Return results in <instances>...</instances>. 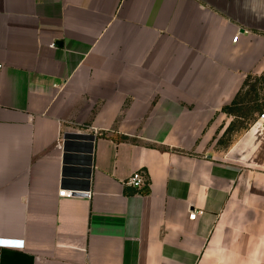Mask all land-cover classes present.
<instances>
[{
  "label": "crops",
  "instance_id": "1",
  "mask_svg": "<svg viewBox=\"0 0 264 264\" xmlns=\"http://www.w3.org/2000/svg\"><path fill=\"white\" fill-rule=\"evenodd\" d=\"M0 65V240L24 242L0 264H264V110L223 142L264 30L203 0H0Z\"/></svg>",
  "mask_w": 264,
  "mask_h": 264
},
{
  "label": "water",
  "instance_id": "2",
  "mask_svg": "<svg viewBox=\"0 0 264 264\" xmlns=\"http://www.w3.org/2000/svg\"><path fill=\"white\" fill-rule=\"evenodd\" d=\"M211 6L223 11L245 27L264 30V20L258 18L245 5V0H203ZM244 31V30H243Z\"/></svg>",
  "mask_w": 264,
  "mask_h": 264
},
{
  "label": "rangeland",
  "instance_id": "3",
  "mask_svg": "<svg viewBox=\"0 0 264 264\" xmlns=\"http://www.w3.org/2000/svg\"><path fill=\"white\" fill-rule=\"evenodd\" d=\"M253 89H257V92L259 96L261 97L259 104L262 107V111H263L264 110V84L257 77H254L251 80H249V84L246 86V88L242 92V99H246L245 103L242 106L243 108H245L244 110H246V108L252 107L254 105L253 103L249 102V100H253L255 98ZM253 115L254 113H252L251 116ZM246 127H248V120L235 119L232 132L223 138V142L228 143L230 139H232L237 133H239L238 131L241 128H246Z\"/></svg>",
  "mask_w": 264,
  "mask_h": 264
},
{
  "label": "built area",
  "instance_id": "4",
  "mask_svg": "<svg viewBox=\"0 0 264 264\" xmlns=\"http://www.w3.org/2000/svg\"><path fill=\"white\" fill-rule=\"evenodd\" d=\"M238 37L234 39L237 42ZM2 69V65H0V70ZM259 120L264 121V114L259 117ZM127 185L132 186L134 188H143L144 186L148 185L145 182L143 175L140 172H136L133 174L126 182ZM85 192L76 190V189H63L59 192L60 197H74L76 195L84 194ZM85 195H89L86 193ZM197 213L194 212L191 215V219L195 220L197 217ZM0 248H11V249H24V242L23 241H16V240H0Z\"/></svg>",
  "mask_w": 264,
  "mask_h": 264
},
{
  "label": "trees",
  "instance_id": "5",
  "mask_svg": "<svg viewBox=\"0 0 264 264\" xmlns=\"http://www.w3.org/2000/svg\"><path fill=\"white\" fill-rule=\"evenodd\" d=\"M251 78H249L250 80ZM260 81L264 84V75L261 76ZM248 80V82H249ZM248 82L246 83V86L248 84ZM253 92L255 94V98L253 100H249V102L253 103L254 105L252 107L246 108V110H244L245 108H243V104L245 103L246 99H242L241 94L238 95V97L232 102L231 105L226 106L223 110L224 112L228 113V114H232L237 116L238 118L242 119V120H252L254 118H249L250 114L253 113H261L262 112V107L259 104L260 101V96L257 92V89H253ZM245 129V128H243ZM231 131V127L229 128L228 132Z\"/></svg>",
  "mask_w": 264,
  "mask_h": 264
}]
</instances>
